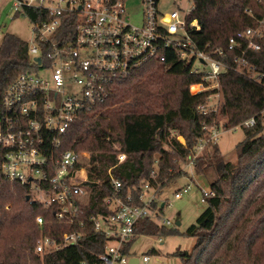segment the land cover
<instances>
[{"label":"trees","instance_id":"1","mask_svg":"<svg viewBox=\"0 0 264 264\" xmlns=\"http://www.w3.org/2000/svg\"><path fill=\"white\" fill-rule=\"evenodd\" d=\"M194 3L189 22L197 20L202 29L189 31L200 48L208 44L225 47L230 36L254 26L264 16V0ZM30 13L34 16V11ZM261 43V49L250 51L248 57L264 71V38ZM30 67L28 42L6 33L0 46V109L9 84ZM203 76L192 70L190 61L175 55L165 62L150 61L118 84L106 110L83 113L69 127L61 149L91 151L90 178L100 182L93 185L90 204L84 206L82 218L88 227L77 245L45 256L37 253L41 235L38 215L46 219V234L61 236L71 227L53 221L56 207L48 210L27 199L28 185L12 184L0 172V264H96L108 238L91 227L89 217L110 210L103 201L113 191L110 167L123 183L122 196L131 191L139 203L141 185L154 169L162 190L171 180L187 174L182 164L190 162V155H195L200 138L210 127H235L251 117L256 123L241 126L245 137L237 144L236 162L226 160L218 144L194 158L195 173L206 177L214 194L205 197V210L185 232L196 238L193 249L173 254L185 264H264V86L226 70L218 78L219 88L191 92L190 85L203 82ZM217 93L221 95L217 109L202 112L199 106L208 104ZM2 152L0 149V162ZM121 152L126 158L119 163ZM10 202L12 206L7 209ZM165 228L158 220L146 217L137 224L136 232L157 235ZM136 237L125 245L124 252L130 253Z\"/></svg>","mask_w":264,"mask_h":264},{"label":"built area","instance_id":"2","mask_svg":"<svg viewBox=\"0 0 264 264\" xmlns=\"http://www.w3.org/2000/svg\"><path fill=\"white\" fill-rule=\"evenodd\" d=\"M142 3L141 22L136 25L130 21L126 0H0V46L9 33L4 30L7 22L1 23L7 4H11V18L25 15L32 21V35L26 40L31 67L17 75L2 99L0 172L12 184L28 185L30 201H37L48 210L56 207L53 221L71 227L61 236L46 234V219L38 215L41 235L36 251L41 256L81 241L88 227L82 218L84 206L90 204L93 185L100 183L90 178L92 152L62 150L63 136L81 114L106 110L118 84L134 71L150 61L165 62L175 55L190 61L194 72L204 74L203 82L190 85L193 93L219 88L218 78L226 70L264 86V71L248 57L250 51L261 49L264 16L254 26L230 36L227 46L213 48L208 44L200 48L189 31V28L202 29L197 20L189 22L195 9L194 0L185 15L178 10L162 11L159 0ZM30 11H34V16ZM193 86L199 90L193 91ZM215 95L208 104L199 106L202 112L217 109V105L210 103ZM255 123V117H251L238 126ZM220 129L209 128L187 165L193 166L195 157L211 151L212 145L218 143ZM118 157L121 163L126 154L121 152ZM112 169H108V174L113 191L103 198L110 210L89 217L91 227L108 238L96 264H129L133 256L124 252V247L137 236V224L146 217L159 221L164 209L173 204L163 200L160 205L161 184L156 182V169L141 185L139 203H135L136 196L131 191L122 196L123 183ZM190 189L188 185L175 191L174 198L181 199ZM213 194L211 189L204 192L203 200ZM172 223L166 218L161 225ZM144 260L149 261L150 256L145 255Z\"/></svg>","mask_w":264,"mask_h":264},{"label":"rangeland","instance_id":"3","mask_svg":"<svg viewBox=\"0 0 264 264\" xmlns=\"http://www.w3.org/2000/svg\"><path fill=\"white\" fill-rule=\"evenodd\" d=\"M158 4L164 12L178 10L181 15H185L191 9V0H159ZM126 6L130 12V21L139 25L142 16V0H126ZM11 12V4H7L1 19L2 24L7 22V26L4 28L5 32L29 40L32 35V21L25 15L11 18ZM197 65H200V63H197ZM192 90H199L198 86ZM220 100L221 95H215L210 103L211 105H218ZM262 122L264 124V112ZM220 130L217 144L226 160L236 162L238 157L237 144L244 139V130L238 125L237 127H221ZM179 140L181 139L179 138ZM182 168L187 174L168 182L159 193L160 205L163 200H169L173 206L170 209H164L158 222L163 224V219L170 218L173 223L165 226V232L161 234H141L136 237L131 246L130 254L139 258L140 262L138 264H185L181 257L173 253L177 250H192L196 243V238L187 235L185 232L192 224L196 223L197 218L205 210L207 203L203 200L204 192L210 191V184L204 175L195 173L192 165L183 163ZM188 185L191 186V189L185 192L181 199H175V191ZM34 195L37 196L38 193ZM11 206L12 203L10 202L6 208L10 209ZM178 220L181 221V224H177ZM161 237L162 241L159 240ZM145 255L150 256L149 261L144 260Z\"/></svg>","mask_w":264,"mask_h":264},{"label":"water","instance_id":"4","mask_svg":"<svg viewBox=\"0 0 264 264\" xmlns=\"http://www.w3.org/2000/svg\"><path fill=\"white\" fill-rule=\"evenodd\" d=\"M167 20H170V17L169 16L167 17ZM38 60L40 61L41 59L38 58ZM27 199H30V195L27 196ZM177 224H181V221L178 220L177 221ZM138 262H139V258L133 256L132 258H130L129 264H138Z\"/></svg>","mask_w":264,"mask_h":264},{"label":"bare ground","instance_id":"5","mask_svg":"<svg viewBox=\"0 0 264 264\" xmlns=\"http://www.w3.org/2000/svg\"><path fill=\"white\" fill-rule=\"evenodd\" d=\"M193 88H197V86H193ZM179 138L183 141V137L179 136Z\"/></svg>","mask_w":264,"mask_h":264},{"label":"crops","instance_id":"6","mask_svg":"<svg viewBox=\"0 0 264 264\" xmlns=\"http://www.w3.org/2000/svg\"><path fill=\"white\" fill-rule=\"evenodd\" d=\"M182 137V136H181ZM183 140H185L184 138H183ZM138 236V235H137Z\"/></svg>","mask_w":264,"mask_h":264}]
</instances>
